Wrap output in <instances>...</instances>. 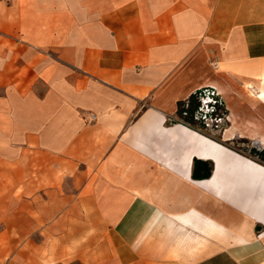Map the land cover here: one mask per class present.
Masks as SVG:
<instances>
[{"label":"crops","instance_id":"obj_1","mask_svg":"<svg viewBox=\"0 0 264 264\" xmlns=\"http://www.w3.org/2000/svg\"><path fill=\"white\" fill-rule=\"evenodd\" d=\"M189 132L264 165V0H0V264H263Z\"/></svg>","mask_w":264,"mask_h":264},{"label":"bare ground","instance_id":"obj_2","mask_svg":"<svg viewBox=\"0 0 264 264\" xmlns=\"http://www.w3.org/2000/svg\"><path fill=\"white\" fill-rule=\"evenodd\" d=\"M189 134L203 148L202 153L209 154L208 156H212L217 162L212 186L222 191L225 187L224 180H227L232 195L241 193L245 198L244 202L238 204L264 223V165L232 150H226L216 141L199 137L194 132Z\"/></svg>","mask_w":264,"mask_h":264},{"label":"built area","instance_id":"obj_3","mask_svg":"<svg viewBox=\"0 0 264 264\" xmlns=\"http://www.w3.org/2000/svg\"><path fill=\"white\" fill-rule=\"evenodd\" d=\"M178 113L179 123L195 129L199 124L201 129L197 130L208 136H218L217 133L228 123V114L223 101L218 92L211 87L196 90L189 100L179 106Z\"/></svg>","mask_w":264,"mask_h":264},{"label":"rangeland","instance_id":"obj_4","mask_svg":"<svg viewBox=\"0 0 264 264\" xmlns=\"http://www.w3.org/2000/svg\"><path fill=\"white\" fill-rule=\"evenodd\" d=\"M181 111H180V115H181ZM177 117H179V113L177 112V114H176V121L178 122V120H177ZM183 125H185V126H187V127H189V128H191L192 130H196V131H199V130H197V129H201L200 127V125L199 124H197V126H196V128L197 129H195V128H192V127H190V126H188V125H186V124H183ZM201 132V131H200ZM253 143H251V145H252ZM235 145H237V144H235ZM241 149L243 150V151H246L245 153L247 154L246 156H248V158H257L258 159V154H256L257 152H253L252 150H248V148H247V144H242L241 145ZM264 163V162H263Z\"/></svg>","mask_w":264,"mask_h":264}]
</instances>
